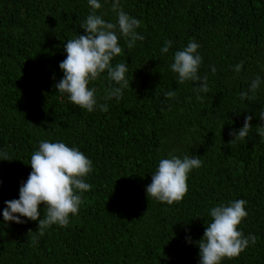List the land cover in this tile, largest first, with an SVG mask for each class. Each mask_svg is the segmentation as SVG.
<instances>
[{"label":"trees","instance_id":"obj_1","mask_svg":"<svg viewBox=\"0 0 264 264\" xmlns=\"http://www.w3.org/2000/svg\"><path fill=\"white\" fill-rule=\"evenodd\" d=\"M98 2L95 14L116 23L115 0ZM119 4L141 21L136 32L144 39L129 49L117 30L122 52L111 64L127 65L129 87L119 100L105 99L110 87H119L110 85L106 70L89 82L97 106L88 112L58 94L55 84L64 78L59 65L66 42L86 35L81 26L93 13L89 0H0V153L10 160H0V264H201L197 242L211 209L240 199L248 215L238 230L254 234L256 243L222 264H264V138L258 134L264 127V0ZM166 41L171 46L162 53ZM190 41L199 45L198 75L208 78L202 100L201 81L179 84L171 70L175 53ZM257 76L254 99L242 100L241 93L252 95ZM168 91L177 94L169 100ZM248 116L249 135L230 144ZM41 141L78 148L92 162L83 178L92 187L77 193L78 214L43 235L38 221L3 217L6 202L19 199ZM172 156H198L202 165L188 174L182 201L148 199L159 161Z\"/></svg>","mask_w":264,"mask_h":264},{"label":"clouds","instance_id":"obj_2","mask_svg":"<svg viewBox=\"0 0 264 264\" xmlns=\"http://www.w3.org/2000/svg\"><path fill=\"white\" fill-rule=\"evenodd\" d=\"M93 13L88 15L82 24L86 35H79L75 39L66 42V59L60 63L64 72L55 88L58 94H67L70 102L80 109L92 112L97 106L95 89H89V82L96 80L107 70L108 79L115 82L119 87H110L105 99L117 100L122 95V90L129 87L126 73L128 67L124 63L116 64L111 61L119 56L122 48L118 43L117 30L124 37L127 47L131 49L137 40L144 37L138 35L136 29L140 27L141 21L125 13L119 4V0L113 3L112 11L117 14V22H106L101 16L95 14L102 5L98 0H89ZM171 41H166L161 49L167 53ZM199 45L189 42L188 45L174 55V63L171 70L178 74V83L186 81H201V86L196 90L197 99L202 100L200 92L209 91L207 76L198 75V69L202 58L198 54ZM242 65H237L235 71L239 72ZM213 74L216 72L212 67ZM260 77L257 76L250 84L249 92L241 93V99L251 101L260 87ZM177 93L168 91L165 96L172 99ZM100 110L107 112L105 104L99 105ZM260 119L264 121V111ZM252 116L245 119L244 126L238 132H232L234 140L243 141L252 127ZM259 135L264 138V127L258 126ZM3 159L8 160L7 153H0ZM202 161L198 156L183 159L176 156L161 159L158 168L152 175V182L146 188L149 198L159 202L173 205L183 200L188 191V174L193 169L201 167ZM32 172L20 188L18 200L7 201V207L3 212L5 222L24 223L20 217H26L31 221H38V234L43 235L44 230L52 225L66 227L69 224L70 215L78 214L82 203L81 195L77 194L89 191L91 185L85 183L83 178L92 171V162L78 148H71L63 142L41 141L39 149L30 158ZM246 201L234 200L228 206L218 205L211 209L210 223H207L203 238L197 242L200 249L201 264H222L225 259L238 257L245 251L249 243H256V236L250 234L245 237L238 230V226L247 217L245 210ZM41 205L44 206V214L41 218ZM146 215V214H145ZM32 232H29L31 236ZM189 243L191 240L189 239Z\"/></svg>","mask_w":264,"mask_h":264}]
</instances>
